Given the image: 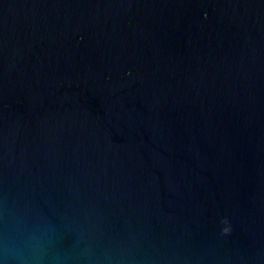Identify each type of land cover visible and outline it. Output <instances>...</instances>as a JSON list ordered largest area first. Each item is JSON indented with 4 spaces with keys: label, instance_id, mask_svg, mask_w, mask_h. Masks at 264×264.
<instances>
[{
    "label": "water",
    "instance_id": "95a60500",
    "mask_svg": "<svg viewBox=\"0 0 264 264\" xmlns=\"http://www.w3.org/2000/svg\"><path fill=\"white\" fill-rule=\"evenodd\" d=\"M0 264H264V0H0Z\"/></svg>",
    "mask_w": 264,
    "mask_h": 264
}]
</instances>
